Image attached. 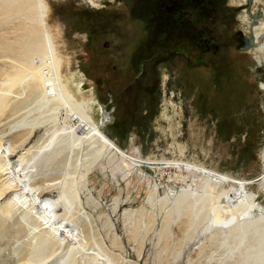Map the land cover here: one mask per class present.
Returning a JSON list of instances; mask_svg holds the SVG:
<instances>
[{"label": "rangeland", "instance_id": "obj_1", "mask_svg": "<svg viewBox=\"0 0 264 264\" xmlns=\"http://www.w3.org/2000/svg\"><path fill=\"white\" fill-rule=\"evenodd\" d=\"M99 2L48 0L49 23L63 73L79 74L83 91H95L98 127L120 156H109L100 142L91 145L77 118L81 109L57 86L45 100L57 107L48 114L58 122L50 123L43 150L30 153L18 174L24 178L31 168L37 178L56 182L33 194L41 205L60 202L63 186L72 190L65 205L77 204L93 225L85 241L101 242L121 264H226L219 260L221 249L200 252L209 229L200 227L183 241L175 217L168 241L161 235L164 212L161 204L147 202L145 177L164 197L167 183L182 186L172 180L177 166L191 165L246 184L264 204V56H255V36L245 27L264 20V0L242 6L229 0ZM44 132L38 129L33 142L9 158L22 160ZM144 207L155 211V219L149 226L143 219L142 230L131 235L135 213ZM57 209L53 216L65 207ZM8 217L0 223V264H21L34 234L18 230V214ZM115 237L120 244H113Z\"/></svg>", "mask_w": 264, "mask_h": 264}, {"label": "bare ground", "instance_id": "obj_2", "mask_svg": "<svg viewBox=\"0 0 264 264\" xmlns=\"http://www.w3.org/2000/svg\"><path fill=\"white\" fill-rule=\"evenodd\" d=\"M89 1L95 6L100 4V0ZM246 3L247 0H229L233 6ZM49 10L48 0H0V223L18 214L21 217L18 230L22 228L31 236L34 234L19 258L21 264H47L50 259L53 260L48 264H121L118 255L100 241L97 247L96 243L85 241L93 225L84 219L77 204L75 207L74 204L65 205L72 190L61 186L60 202L55 200L41 205L33 194L51 189L56 182L37 178L29 166L31 170L26 171L24 178L18 174L20 164L30 153L43 150L48 126L55 119L48 112L57 108L48 107L45 93L57 86L64 89L67 101L81 109L77 118L91 145L96 147L100 142L109 156L116 158L120 154L116 144L105 138L98 127L95 112L99 104L95 91H83L84 81L79 74L72 72L67 76L63 73L64 59L49 23ZM243 17L247 20L248 15ZM245 27L255 36L253 52L261 59L264 56V20ZM71 82L75 90L69 86ZM261 84L262 89L264 82ZM38 129L45 132L38 136L23 159H10V155L33 142ZM133 167L127 164V169ZM143 167L140 165L136 169L137 177L144 176ZM177 168L179 173L170 180H179L182 186L167 183L164 197L157 195L158 186L151 177H145L151 190L147 202L161 204L160 211L164 212L161 235L166 236L176 217L179 220L177 231L182 233L183 241L200 227L203 232L210 230V235L199 247L200 252L206 246L215 247L216 252L221 249L219 260L226 264H264V204L255 193L246 184L208 170L191 165ZM156 195L158 202L154 199ZM61 205L65 207L63 213L53 216L51 212ZM143 219L149 221V226L155 219V211L147 207L136 211L134 224L129 226L131 235L142 230L139 224ZM114 241V245L120 244L117 237Z\"/></svg>", "mask_w": 264, "mask_h": 264}]
</instances>
